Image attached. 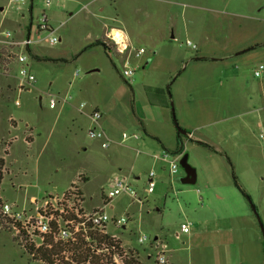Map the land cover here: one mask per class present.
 I'll list each match as a JSON object with an SVG mask.
<instances>
[{
    "label": "rangeland",
    "instance_id": "1",
    "mask_svg": "<svg viewBox=\"0 0 264 264\" xmlns=\"http://www.w3.org/2000/svg\"><path fill=\"white\" fill-rule=\"evenodd\" d=\"M45 1L24 0L11 5L10 0H0L2 30L11 32L14 41H21L27 36V25L32 18L31 47L39 44L44 48L41 53L56 60L37 62L28 55V68L35 81L27 90L18 92L19 65L15 61L7 65L25 51L2 42L0 37V157L4 156L2 150L14 140L4 161L8 174L3 173L1 199L23 208L28 206L31 196L39 200L47 195H60L73 181L87 199L85 208L91 210L101 207L108 180L114 175L125 176L135 198L119 195L104 211L109 217L128 219L121 228L110 223L107 228L119 238L126 260L157 264L151 249L156 237L165 245L169 264H216L214 252L207 250L206 245L217 244V240L211 239H216L224 227L231 230L222 231L223 241H230L229 235L235 233L233 248L236 251L239 243L246 244L250 263L254 241L247 236L252 232L249 226L256 229L264 244L260 227V224L264 227V138H260L264 133V73L258 78L254 76V71L264 66V0H48L46 16L52 17L53 35L61 38L54 46L35 41L36 23ZM119 5L128 8L131 15L136 9L137 24L133 29L139 35L132 45L144 50L141 58H131L137 65L128 59L135 70L129 80L120 75L125 58L113 49L109 55L101 46L83 52L96 36L103 38L106 31L103 24L107 28L125 27L116 15ZM128 12L123 10L121 14ZM163 26L180 34L176 42L168 36L163 42L149 39L154 28ZM187 40L200 49L201 55H206L207 61L193 60L200 54L185 45ZM148 59L152 61L145 67ZM91 67L99 70L89 75L94 90L115 93L116 100H130L136 105L164 101L170 136L163 130L160 142L147 137L140 125L123 126L126 136L138 139L128 141L125 145L133 149L123 150L119 159L113 156L112 162L104 158L110 151H103L96 143L85 153L74 150V131L69 133L63 127L68 116L56 118V111L48 107V95L57 99V89L66 87L75 72L84 76ZM182 82H187L189 93L182 94L180 104L177 88ZM180 105L185 110L183 121ZM173 115L177 126L192 137H182L179 154H175L178 138ZM25 125L33 129L34 137L38 134L36 150L28 159L23 141L27 134ZM141 141H146V145L137 146ZM53 145L56 151L51 149ZM164 154L168 161L176 159V175L169 176L168 164L154 159V155ZM185 155L197 177L193 185L180 182L184 172L179 160ZM151 171L155 173L156 187L149 194L146 187ZM233 175L250 202L235 187ZM82 177L88 178V182H81ZM204 189L211 198L209 208L205 206ZM186 190L188 194L183 192ZM217 196L222 200H217ZM205 219L208 223L203 226L204 233H198L196 239L187 240L183 235L175 238L182 224H190L191 230L194 221L203 223ZM217 227L221 229L219 232H215ZM143 237L145 241L138 243V238ZM218 244L222 247L217 246L216 254L220 255L225 242L219 240ZM231 255L233 264L234 250ZM218 259V264H224ZM0 264L42 263L32 260L12 233L0 228Z\"/></svg>",
    "mask_w": 264,
    "mask_h": 264
},
{
    "label": "crops",
    "instance_id": "2",
    "mask_svg": "<svg viewBox=\"0 0 264 264\" xmlns=\"http://www.w3.org/2000/svg\"><path fill=\"white\" fill-rule=\"evenodd\" d=\"M153 1L165 2L166 0H153ZM141 9L142 8H138V10H141ZM123 10L128 12V8H125L122 5L121 6L119 5V8H117V11H116V15L119 18L121 24L124 23L125 27L107 28V26L105 24H103L104 31L106 30L104 32L103 38L97 39V36H96L94 41L105 39L106 41H103V42H105L109 46L110 50H112V49L114 50L113 46L111 45V42L107 38L108 33H112L114 31L115 33L120 34V40H123L125 42V44L128 45V51L125 52L124 54L120 55V56H123V59L126 57H128V59L129 58L131 59L133 56V54H132L133 50H137L132 45V42H134L136 40L137 36L139 35L136 32V30L133 29V28H135L134 26L137 24L138 15L135 14L136 9L134 10V12H132V15L130 14V12L125 13V14L124 13L121 14V12H123ZM100 11L103 12L104 9H100ZM31 12H32V9L30 6L28 8V13H29L30 17H31ZM143 15L145 17H149V13H147V12H144ZM47 18H48L49 26H50L51 30L53 31V27L51 26V22H50V19H52V17L48 16ZM31 21H32V18H30L29 24L27 25V34H30V29L32 28ZM179 35L180 34L174 33L173 28H171L170 30H166L165 27L163 26V27H160L158 29L154 28L152 33L149 35V39H151V41L154 40L156 42H160V41L163 42L168 36V38L170 40H172L173 42H176L175 41V40H177L176 36H179ZM40 37H44V35L42 33H39V34L37 33V35L35 36V38H40ZM58 40L60 42L61 38L58 37ZM187 41H185V45H186ZM2 42L6 43V40L4 38H2ZM40 42L47 43L46 40H43V41L41 40V41L36 42V43L38 44ZM97 48H99V47H97ZM189 48L191 49V47H189ZM43 49L44 48L42 46H40L39 44L37 46H34L33 48L30 47V51L28 52V55H30V58H32L33 55L38 56V57L52 58L48 55L41 53V51ZM191 50L196 51L197 55L200 54L199 53L200 49H197V47H195V49H191ZM83 52H85V51H83ZM141 56L142 55H140L137 58L136 57H134V58L139 59V58H141ZM205 56H206L205 54H203V55L200 54V57H205ZM180 58H181V56H180ZM7 59H9V57ZM14 61L16 62L15 58L12 60V62L8 63L7 67L14 64ZM151 61H152V59L151 60L148 59L145 62L144 66L147 67ZM131 62L134 63L135 65L138 64V62L136 60H133V59H131ZM28 67H29V64H28ZM98 71L99 70L96 69L95 67H91V69H86V73L84 76H86L88 78V81L86 80V78L84 79L83 75L80 76L77 72H75L72 75V78L68 82V85L66 87L57 89L56 93L59 97V98L57 97V99H59V100H57L55 107L49 108L50 110L56 111V118L57 119L62 117L63 115L68 116V121L63 125V127L65 128L66 131H69V133L71 131H74V133H73V136H74V142H73L74 148L73 149L74 150H76L78 153L79 152L85 153L89 150V148L91 147V145L93 143L99 144L101 147V140L89 137L88 131L91 129H101L104 132L105 136L109 139L110 143H109L108 147L107 148L101 147V149L105 152L110 151L109 153L104 154V158L109 162H112L114 160L113 156H115L117 159H119V157H121V155L123 153V150L124 151L125 150H132L133 148L131 146L125 145V144L128 141H130L131 139L135 140V141L138 139V138H133V136H130V137L127 136L126 138H123V134H124L123 133L124 132L123 126L129 127L131 125L133 127V125H140L141 130H143V132L145 131L147 133V135L144 133L147 137H149L151 139H154L153 137H155L160 142L162 140V136H164L163 130L167 131L169 133V136H170L171 128H170L168 120H167V116H166L167 111H166V108H164V105H165L164 101H159V102L154 101L152 103V105L143 106L142 102L138 103L136 105V104H131V101L127 100V99H126L127 101L116 100L114 98L115 93L112 94V93L106 92L104 94L100 91V89L95 88V90H94L93 87L91 86L92 83H90L89 77L92 76L93 73H96ZM49 85L51 86V84H49ZM54 85H55V83H54ZM177 92H178V98H179L178 100H179L180 104H182V102H183V98H182L183 95L182 94L189 93V90L187 89V82H182L181 86L178 85ZM124 96L125 97L127 96L126 92H124ZM110 98L113 100L109 101ZM81 104H83L84 106L80 107ZM93 110L98 111L101 115V118L97 122H94L91 119V112ZM183 112L185 113V110L184 109L182 110V107L180 105L179 114H180V118L182 121L184 120V117H183L184 113ZM133 114H134V117H136V115L138 117H136V119L133 118ZM67 123L68 124L70 123L69 127H67L68 126ZM161 125H163L164 127H162ZM160 126H161V128H160ZM25 128L27 129V134L24 135L23 141L26 143V147H27L26 152H25V158L28 159V158L33 157V151L36 150L35 145H36V141H37L36 137L38 136V134H36V137H34L33 129L30 128L28 125H25ZM27 135L30 138L26 140L25 136H27ZM187 135L188 134L181 135V137L178 138V142H181L182 137H186ZM187 137H188L187 139H190V138L192 139V137L190 135H188ZM145 140H148V139H145ZM13 141L14 140L12 139V141H10V143H8L9 146L2 150L4 156L0 157V159L3 160V167L1 170L2 178L0 180V184L3 180L4 174H8L4 161H5V158L7 156H9V149L11 148ZM146 143H147L146 141H141V142L137 143V146H143V145H146ZM112 147H114L115 149H118L120 147H125V148L124 149H118V150H111ZM45 148H46V145H45V147L44 146L42 147V149H45ZM42 149L38 153H41ZM51 149H54V151H56L57 147L55 148V146L53 145L51 147ZM154 159L161 160L163 163H167V164H169V161H170V160L168 161L167 159L165 160L161 156H157V155H154ZM174 160L176 161V159H174ZM154 175H155V173H154ZM168 175L174 176V175L169 174V167H168ZM184 176H185V174H184ZM115 178L124 179L127 182V178L125 176L114 175V176H112L111 179L108 180V182L105 186V189L108 188V186L112 183V181ZM196 180H197V177L195 174V183H196ZM154 181H155V177H154ZM81 182H88V178L82 177ZM73 184H75V183L73 181H71L62 193L67 191L68 188L70 187V185H73ZM155 187H156V184H155ZM155 187H154V189H155ZM78 189L81 192V189L80 188H78ZM154 189L151 192V194L154 192ZM208 189L215 190L214 187H212V188L208 187ZM103 190L104 189H102L101 191H103ZM183 192L188 194L189 190H186ZM204 193H205L204 194L205 201L207 203L205 206H206V208H209V205L211 203V198H210V196L206 195L207 192H205V189H204ZM81 194L83 196V206L85 208V203L87 202V199L85 198V196L83 195L82 192H81ZM34 198H35L34 196H31L29 198V200L34 199ZM89 199H91V198H89ZM217 200H222V197L217 196ZM101 203H102V197H101ZM102 205H103V203L101 204V207H102ZM95 208H100V207H95ZM207 223H208L207 219H205V221L203 223H201V221H197V222L194 221L192 224V229L189 230L188 233H182L179 230V233H176L175 238L178 239L180 235H183V237H185L187 240L196 239V236L198 235V233L199 234L204 233L202 231V229H204V227L207 225ZM249 227H251L252 232L250 235H249V233H247V236L251 237L254 241L253 242V254L251 255V256H253L252 261H250V263L248 262L249 256L247 255L248 253H247V249H246V244L239 243L238 247L236 245V247H237L236 251H235V247L233 248V244L235 245V240H234L235 239V236H234L235 233L233 234V236L229 235L228 240H230V241H223L224 238L223 237L221 238L222 231L227 233L231 229H229V228L226 229V228L222 227L221 228L222 231L220 232V235H218L216 239H211V241L217 240V244L210 242L209 244L206 245V246H208L207 250L209 249L210 251L214 252V254L216 256V259H215L216 264H218V260H219L218 258H221L223 260L224 264H231V261H232L231 257H230L231 250H234V255L236 257V261H234L233 264H264V244H262L256 229L252 225ZM217 228H216L215 232H219L221 230L220 228H218V229ZM211 232H213V230H211ZM236 238L239 239L240 236L236 235ZM225 239H227V238H225ZM219 240L222 241V243L225 242V244L223 245L222 252H221L222 254H220V255L218 253L216 254L217 246L222 247L221 245L218 244ZM159 243L160 242L155 237L154 242H153L154 247L151 246V249L155 252L154 255L157 253V247H158ZM165 259H166V264H169V258H168V256H166V253H165Z\"/></svg>",
    "mask_w": 264,
    "mask_h": 264
},
{
    "label": "built area",
    "instance_id": "3",
    "mask_svg": "<svg viewBox=\"0 0 264 264\" xmlns=\"http://www.w3.org/2000/svg\"><path fill=\"white\" fill-rule=\"evenodd\" d=\"M24 0H10L11 5H19ZM50 7V1L46 0L43 5V9L38 16L36 23V33H45L44 37L35 38L36 42L46 40V42L54 46L58 44L59 40L53 35L48 18L45 11ZM112 33H108V40L114 48V51L118 55H122L128 51V45L123 40L117 39ZM0 37L4 38L7 43L13 48H23L25 53H18L15 56V60L19 65L17 85L18 92L27 90L34 83L35 78L30 73L28 68V52L34 41L29 39L27 34L25 39L21 41H14L12 34L9 31H4L0 27ZM186 45L195 49V46L191 42L187 41ZM144 53L143 49L133 50L134 57H139ZM120 75L124 80H129L133 73L132 68L128 63V57L125 58L121 66ZM264 73V66H259L254 71L256 78L260 77ZM48 106L53 108L56 105L57 99L55 96L48 95ZM84 105L81 104L80 107ZM101 118L98 111L93 110L91 112V119L97 122ZM90 138L101 140V147L107 148L110 141L105 136L101 129H91L88 131ZM127 136L123 134V138ZM133 138H137L133 136ZM260 138H264V133L260 134ZM166 158V154L161 156ZM169 174L175 175L178 172V165L175 160H170ZM154 172H150L147 177L146 192L151 193L155 187ZM68 192H64L60 195H47L44 199H31L28 202V206L19 208L17 204L4 201L0 197V221L4 226L10 228V232L16 243L24 249V247H31L32 249H49L52 244L55 243H67L73 244L78 237H83L85 243L92 246L93 254H109L115 264H122L123 259L126 257V252L123 250L119 238L108 232V225H112L115 228H121L125 226L128 219L109 217L104 211L105 207L110 206L112 199L121 195L127 194L135 198L133 191L129 184L124 179L115 178L108 188L102 194V207L94 208L92 210H86L83 206V196H79L78 190L75 187L68 188ZM138 202H140L137 199ZM110 223V224H109ZM2 226V225H1ZM190 224H182L180 231L182 233H188L190 230ZM98 234L100 236H107L112 240L116 246L108 249V247L102 246L101 249H95V240L91 239L92 236ZM145 238H138V243H143ZM165 245L159 243L157 247L156 261L157 264H166L165 259Z\"/></svg>",
    "mask_w": 264,
    "mask_h": 264
},
{
    "label": "trees",
    "instance_id": "4",
    "mask_svg": "<svg viewBox=\"0 0 264 264\" xmlns=\"http://www.w3.org/2000/svg\"><path fill=\"white\" fill-rule=\"evenodd\" d=\"M101 46L103 50L109 55L112 53L109 46L101 41L96 40L89 45H87L84 49L87 50L92 47ZM32 58L37 62H56V60L47 58V57H38L33 55ZM195 61H207V58L205 57H194ZM167 91L169 93V89L167 88ZM173 122L174 125L176 124V120L173 115ZM186 132V131H185ZM144 133L147 135V133L144 131ZM177 138H180L181 135L177 132ZM186 134H188L186 132ZM154 139L158 140L157 138L153 137ZM199 145H204L203 143H198ZM182 150V144L181 142H178V147L176 149L175 154H179ZM2 167H3V160L0 159V180L2 178ZM234 179V185L237 188V190L244 196L249 202L250 197L246 192L239 186V184L236 182V177L233 175ZM75 187L78 190V187L73 185H70V188ZM67 190L66 192H68ZM79 196L81 192L78 190ZM2 225V226H1ZM0 228L8 230L10 232V228H7L2 224L0 221ZM91 239L95 240V249H101L102 246L110 248H114L116 250V246L113 244L112 240H110L107 236H100L98 234H95L91 237ZM85 239L83 237H78L76 242L73 244H67V243H55L52 244L49 249H32L31 247H24L25 252L30 256L32 260H36L41 262L42 264H115L112 260V253L107 254H93L92 253V246H89L84 241ZM127 258V257H126ZM123 259L122 264H140L136 260L130 258L129 260Z\"/></svg>",
    "mask_w": 264,
    "mask_h": 264
},
{
    "label": "water",
    "instance_id": "5",
    "mask_svg": "<svg viewBox=\"0 0 264 264\" xmlns=\"http://www.w3.org/2000/svg\"><path fill=\"white\" fill-rule=\"evenodd\" d=\"M176 127V131L180 134V135H185L186 132L184 130H181L178 126L177 123L175 124ZM179 166L180 168L183 170L185 176L180 180L181 184H185V185H193L195 183V171L192 167H190L187 163V156H183L180 160H179ZM253 208V207H252ZM253 210L255 211V209L253 208ZM261 227V232L262 235H264V227H262V224H260Z\"/></svg>",
    "mask_w": 264,
    "mask_h": 264
},
{
    "label": "bare ground",
    "instance_id": "6",
    "mask_svg": "<svg viewBox=\"0 0 264 264\" xmlns=\"http://www.w3.org/2000/svg\"><path fill=\"white\" fill-rule=\"evenodd\" d=\"M114 35H115V37H116L117 39H120V34H118V33H114Z\"/></svg>",
    "mask_w": 264,
    "mask_h": 264
}]
</instances>
